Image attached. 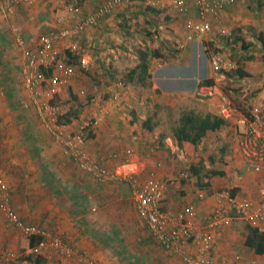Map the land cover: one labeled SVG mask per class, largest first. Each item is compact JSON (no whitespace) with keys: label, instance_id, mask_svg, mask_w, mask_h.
<instances>
[{"label":"crops","instance_id":"0c3cea01","mask_svg":"<svg viewBox=\"0 0 264 264\" xmlns=\"http://www.w3.org/2000/svg\"><path fill=\"white\" fill-rule=\"evenodd\" d=\"M46 1L38 0L37 8L46 6ZM53 1L55 5L63 2V0ZM105 1L79 0L76 6L79 5L83 14H87ZM185 1L186 14L189 13L191 19L197 20L198 10L192 1ZM152 3L154 7L146 4L129 6L125 12H119L122 7L112 15L101 18L80 37L70 40L69 46L73 51L84 53L79 58L83 68L104 74L106 79L101 85L102 96L98 93L94 95L90 93L80 105L84 111L67 112L66 116H59L57 123L65 126L69 132L76 131L75 133L80 132L82 125L88 121L89 124L92 123L91 127L85 129L87 135L84 146L90 158L105 159L100 156L106 153L108 156L111 155V159H106L105 166L117 173L130 169L133 173H139L140 178L147 182L166 184L170 181L171 185L166 184L170 190L167 189V192L164 190L160 201V210L169 218L168 227L179 226L182 223L183 208L192 203L197 208L195 229L201 230L208 227L203 220L204 216L215 207L212 201L214 192L236 190L234 195L238 198H249L258 202L261 191L264 190V170L261 173L247 171L237 152V130L241 129L242 123L252 109L261 108V103L264 109V102L255 106L246 104L247 108L253 107L248 113H244L240 110L243 106L233 99L230 100L227 96V88L223 87L227 81L243 86V90H246L245 86H252L253 83L256 85L257 82L264 85V47L259 41L261 37L264 39V25L262 28L257 25L258 29L255 30L239 23L235 24V28L230 27V31L224 30L221 34L219 29L218 39L221 43L220 46L217 44V47L224 50L228 44L225 50L231 48L233 52L247 56L246 60H237L233 63L236 69H240L245 75L241 78L237 77L234 74L236 69L231 72L225 69L214 72L209 70L208 79L213 82L208 86L213 88L212 94L203 97L197 93L195 87L196 95L191 96L186 82H182L185 87L176 85L172 87L173 82L169 88L161 87L159 83L165 85L170 82L161 81L156 76L159 69H156L155 64H159L160 57L154 56L153 53L145 57V53L133 52L127 45L129 38L145 40L146 34H150L133 27L130 31L125 30L123 23L126 22L120 17L137 14L149 20L152 14L155 17L160 14L164 4L169 2L165 0H156V3L147 2V4ZM1 6H4V3L1 4L0 1V13H4ZM233 8L227 7L220 14L225 25H229L231 20L240 19L238 14L234 16ZM63 16V11L56 14L59 23L63 22ZM164 19L168 23V15ZM28 20L30 22L31 17ZM1 21L0 15V27L5 30L6 24ZM43 23L46 22L43 20ZM33 24L35 25V22ZM166 24V32L173 34ZM244 32L250 33L253 42L246 43L248 46L246 51L240 50L245 42L242 34ZM1 52L4 53L3 50ZM122 55H127L132 60L122 66L118 61ZM72 56L75 55L72 53ZM259 58L260 62L257 61ZM252 62L261 63L263 66ZM7 64L0 63V128L3 130L0 139L2 138L5 144L0 146V175L8 186L7 198L12 209L24 224L39 228L49 238H58V236L63 238L64 242L75 248L76 253L85 254L99 264H130L131 262L145 264L139 260L140 249L127 254L125 246L122 248L124 250H119L116 246L110 248V243L106 242L111 240L108 238V233L114 234L120 240L126 232H131L135 243L142 240L134 232L135 228L130 226L134 218L139 219L144 225L134 209L130 188L124 183L98 185L74 165L64 147L56 141H54L56 144H49L50 140L44 135L40 134L39 140L43 142L46 139L45 144L37 146L38 135L33 133L32 121L29 117L22 116V113L28 112L27 109L32 102L26 97L20 108L16 107L18 101L22 102V99L15 98L17 94L16 86L13 85L15 71ZM143 66L145 70H142ZM177 67L174 66L175 69ZM122 71L124 75L121 74ZM47 74L51 73L47 72ZM171 74L175 75V70ZM73 79V82L67 85L61 84L52 97L50 84L45 82L41 87L42 100L58 104L67 101L70 108L74 106L78 93L75 74ZM22 89V95L25 97L24 87ZM263 93L260 94L262 101H264ZM180 94L182 98H179ZM223 103L231 104L236 113H233L228 120L221 119L224 124L219 130L206 132L196 145L190 142H181L180 145L177 143L174 130L179 128L181 116H192L195 122L206 116L219 118V108ZM41 119L45 120L46 117L43 116ZM13 124L15 127H12ZM17 143L22 146L18 147ZM12 154L13 157L17 155L16 159L12 158ZM125 158L128 159L127 165H123ZM191 170H197L198 175H193ZM210 172H214L215 175L208 177ZM173 186L177 189V193L172 194ZM177 194L181 200L179 203L175 202L178 200ZM200 195H203L201 199ZM165 207L166 211L163 210ZM8 227L14 229L10 225ZM260 227L264 228V223ZM104 233L106 234L103 235ZM55 235L57 236L54 237ZM244 248L246 249L243 251L247 252L248 257H242V262L238 261L240 257H235L233 261L214 258L213 264H264V256L256 255L245 245ZM250 258L254 260L251 261Z\"/></svg>","mask_w":264,"mask_h":264},{"label":"rangeland","instance_id":"374dc122","mask_svg":"<svg viewBox=\"0 0 264 264\" xmlns=\"http://www.w3.org/2000/svg\"><path fill=\"white\" fill-rule=\"evenodd\" d=\"M0 1L1 4H3V1ZM124 1L125 4L123 6V9L119 12H125V10L129 8V6H145V4L147 6H150L149 4H147V2L152 1L156 3V0ZM173 1L174 0H165V2L169 3L164 4L162 12L160 11L161 13L156 17L152 14L149 20H146L144 16L137 14H128L127 16L123 15L120 18L121 20L126 22L123 23L125 24L123 26L125 30L130 31V29L133 27V29L144 31L145 33L150 34H146V36L148 35L147 37L144 35L145 40H137L135 37L129 38L127 40V45L131 50H133V52H136L138 54L145 53V57H147V55H150L151 53H153V55L156 57H160L159 64H155L156 69H159L156 76L161 81L170 82L165 83V85H161V83H159L160 86L163 88H169V86H171V82H173L172 87L175 85L177 87H185L182 82H186L188 84L186 85V87L188 86L187 89H189L191 93L190 95L195 96V87L196 91H198V88L200 87L198 86V84H200L202 80L208 79V71L212 70L214 72L211 64L212 59L219 58L223 62L229 61L231 63H235L237 60L241 61L247 59V56H244L240 53L237 54L233 52L231 48L230 50H225L228 44H226L227 46H225L224 50L217 47V44L218 46H220L221 43V40L219 41L218 39V30L220 29V31H230V27H234L235 24L239 23L243 24L245 27L253 29L255 28V30L258 29L257 25L262 28V26L264 25V0H233L231 6L234 8L232 10L234 16H236L235 14H238V16H240L239 20H231L229 25H225L224 20H222V18L220 17V13L217 16L213 17V32L210 35L204 36L201 39L196 40L195 42L187 43L184 40L183 21L187 18L191 19V17L188 16L189 13L179 14L174 12L171 9V4ZM37 2L38 0H34L30 5H18L14 8L13 14L10 15L6 14L4 11V6H1L2 10L4 11V13H0L2 20L1 22L6 24L4 25L6 29L3 30L0 27V36L2 37L0 38V63H8L7 66L13 68V70L15 71V73L13 74V85L16 86L15 88L17 92L15 98H17L18 100L22 99V102L18 101L19 104H17L16 107L18 106L20 108L21 103L25 102L26 97L29 102H32L31 104H29V107L27 109L28 112L24 113L25 115L22 113V116L24 118L29 117V119L32 121L31 125L33 127V133L35 135H38L36 139L37 146L39 147L41 146V144H45L44 142H46V139H42L43 142L39 140V138H41L40 134L46 136L50 140L51 143L49 144H56L54 142L55 140L52 134L49 132L48 127H50V122H48L46 119H41V117H43L44 115L40 113L42 115L41 116L39 114L37 106L35 105L37 104L38 107H40L47 101L42 100V89L39 88V95L35 97L36 103H33L32 94L28 87L25 86L26 78L22 73V69L23 66H25L24 62L26 63L27 53L39 48L40 39L46 32H48L49 30H58L59 28L64 27L68 24L65 20H62L63 22L59 23L57 21L56 14L61 11L64 12L66 8L76 6L79 0H63V2L57 3L56 5L55 1L47 0L46 6H42V8H37ZM166 15H168L169 18L168 23L165 22L164 19ZM30 17L31 21L29 22L28 18ZM43 20L46 23H43ZM34 22L35 25L33 24ZM155 24H157V26ZM165 24L167 25V28L169 27L173 34L166 32ZM221 24H223V26H221ZM158 26H161V28H159ZM13 29L15 31H13ZM15 32L19 33L22 36L23 45L20 46L15 42ZM242 34L244 35L245 44L250 42L253 43L249 32H244ZM70 40L71 39H68L65 43L59 45L56 48L55 53H50L39 57L37 60V64L40 66L41 71H47L48 69L54 70L57 68V66L65 64L70 65L73 68L75 74V86L78 92L75 97L77 98L75 99V105L70 108L67 101H63L60 104L64 106L66 112L75 110V113H81L82 111H84V109L80 105L90 93H93L91 95L98 93L99 96H102L103 89L101 88V85L106 77L104 74H98L92 69L88 68L89 70H87L86 68H83V64L81 62V59L79 58L82 57L84 53L82 51L78 52L77 50L73 51V49L69 46ZM253 41L256 42L255 40ZM2 50L4 51V53L1 52ZM67 53L71 54V59L67 57ZM72 53L75 56H72ZM157 54L159 56H157ZM129 58L131 57L122 55V57L118 61H120V64L123 66L126 62L129 63L130 60H132ZM257 61L260 62L261 59L259 58ZM174 66L178 67L175 69ZM174 70L176 76L171 74ZM121 74L124 75V71H122ZM117 77H119V73H117ZM114 79L116 81L118 80L116 78ZM70 82L73 81L70 80L63 83L62 85H67ZM23 87L25 89V97L24 95H22ZM223 87L227 88V96L230 100L233 99V101L235 100V102L240 104V106H243L242 108H240V110L244 113H248L249 109L251 110V108L255 106V104L258 105V103L264 102L260 100L262 99L260 97V94L264 92V85L260 84L259 82H257L256 85L253 83L252 86H245L246 90H243V86H238L235 84V82L233 83L232 81H227V84H224ZM262 95L264 97V93ZM179 98H182V94L179 95ZM246 104H250L253 106L247 108ZM261 108H263L262 103ZM249 114L250 113H248V116ZM34 121L36 123H34ZM87 124V127H91L89 121ZM12 127H15V124H13ZM235 128L237 127L235 126ZM2 132L3 130L0 128L1 135ZM84 133L85 135H87L86 131ZM0 146H5L2 138L0 139ZM8 146L7 148L10 147ZM17 146L19 147L22 145L17 143ZM15 156L17 157V155ZM110 156L105 153L100 157H105L104 160L106 161V159H111ZM16 157H13L12 154V158L16 159ZM2 174L6 176V174H4L3 172ZM244 178L246 177L244 176ZM166 184H170V181H167ZM174 187L175 186L171 187L172 194L177 193V189H174ZM167 189L169 191L170 187L166 186L165 192H167ZM262 193L263 190L261 191L260 195H262ZM177 197L178 200H175V202L179 203V201H181L180 196H178L177 194ZM212 201L215 207H217L219 203L216 200ZM163 210L166 211V207L163 208ZM131 221L132 223H130V226L132 228H135L134 232H136L138 237L142 238L141 242L137 241V243H135L133 241L134 238L131 236V232H126L120 237V240H118V238H116L114 234L108 233V238H111V240L109 239V242H106L110 243V248L116 246L119 250H121L123 246H125L127 254L133 253V251H137L140 249L141 256L139 260L141 262H144L145 264H184L179 257L164 252L152 240L146 228L139 219L134 218ZM248 228L249 226H247L240 220H235L228 226H214L212 228L210 227L209 229L212 230V233L214 235V244L212 245L213 248L210 252V258H215L216 260L217 258H226L227 260L233 261L235 257H240L238 261L242 262V257H248L247 252L243 251V249H246L244 248L243 243L248 233ZM105 234L106 233H104L103 235ZM56 236L57 235H55L54 237ZM25 237V235H22L16 230L8 227L3 216L0 214V264H33L35 262V258H33V261L30 263L25 261V258L27 256V249L23 245V239ZM58 238L60 240L63 239L59 236ZM113 239L117 240L115 241ZM68 245L74 252H76L74 247L70 246V244ZM189 251H192V248H190ZM123 252L124 251H122V253ZM38 256L42 258L43 264H75L72 261H67L58 250L50 247L41 250ZM135 257L133 259H135ZM250 260L253 261L254 259L250 258ZM130 264H132V262Z\"/></svg>","mask_w":264,"mask_h":264},{"label":"built area","instance_id":"2783aa9c","mask_svg":"<svg viewBox=\"0 0 264 264\" xmlns=\"http://www.w3.org/2000/svg\"><path fill=\"white\" fill-rule=\"evenodd\" d=\"M6 14H13L14 8L18 5H30L33 0H2ZM198 10L197 20L185 19L184 40L195 42L213 32V17L220 14L227 7H230L233 0H191ZM125 4L124 0H106L94 11L83 14L80 6L69 7L64 11L63 19L68 23L58 30H49L40 39L39 48L29 51L26 57V64L22 73L26 78V86L32 94L33 103L39 95L38 89L46 82L50 84L51 97L56 93L58 87L74 77V70L70 65H59L56 69L41 71L37 64L39 57L55 53L56 48L65 43L68 39H75L81 36L88 28L93 27L97 22L106 16L112 15L121 9ZM154 7L155 5L149 4ZM171 9L179 14H185L187 3L185 0H174ZM13 31H15L13 29ZM16 33V32H15ZM221 34L222 31L219 30ZM15 42L23 45L22 36L15 34ZM182 47V45H181ZM214 71L225 69L234 71L236 66L231 62H223L219 58L212 59ZM47 72L51 74H47ZM213 88L202 85L197 93L203 97L210 96ZM43 96V94H42ZM49 97V96H48ZM37 109L50 122L49 132L59 145L64 147L73 163L85 174L89 175L98 185L107 183H124L130 188V197L134 209L143 221L152 240L167 254L179 257L184 264H213L210 252L214 242V235L210 227L228 226L235 220L244 222L251 228H258L264 223V190L258 202L249 198H238L230 190L214 192L213 198L219 204L206 214L203 220L207 228L195 229L194 221L197 218L195 204H187L182 210V223L179 226L168 227L169 218L160 210L166 184L160 182H147L142 180L139 173H133L130 169L117 173L105 166V160H93L85 150L87 123L82 125L78 133L69 132L63 125L57 123L59 116L66 114L63 105L47 101ZM66 112V113H65ZM235 112V108L228 103L221 104L219 118L228 120ZM40 114V115H41ZM42 116V115H41ZM92 125V123H91ZM242 128L237 130L238 147L246 170L253 173H261L264 170V109L256 107L251 110L242 123ZM128 164V159L125 158ZM8 186L0 175V213L4 216L8 225L20 231L25 236L42 235L44 240L32 249V253L39 255L40 251L50 247L58 250L67 261L75 264H99L91 257L74 252L67 243L59 238L47 237L39 228L24 224L16 212L12 209L8 198ZM203 195H200L201 199ZM192 248V251L189 249Z\"/></svg>","mask_w":264,"mask_h":264},{"label":"trees","instance_id":"16d2710c","mask_svg":"<svg viewBox=\"0 0 264 264\" xmlns=\"http://www.w3.org/2000/svg\"><path fill=\"white\" fill-rule=\"evenodd\" d=\"M147 10L150 11L151 9H147ZM153 12H155V11H153ZM155 13H157V12H155ZM239 40H241V39H239ZM239 40H238V42H239ZM259 41H260L261 45L264 47L263 37H261ZM244 43L245 42H243V44L240 47V49L242 51H246L248 49L247 44H244ZM157 56H159V55L157 54ZM67 57L69 59H71V54L67 53ZM142 70H145L144 66L142 67ZM234 74L239 78L244 77V75H245L244 72L241 71L240 69H236L234 71ZM212 82L213 81L211 79H205V80H202L200 82L199 86H201V85H212ZM66 115L67 114H64L62 116L64 117ZM223 124H224V122L217 117L206 116L202 120L195 122L192 119V116H188V115L181 116L179 128L174 130V138L179 145L181 142H190L193 145H196L197 142L205 136L206 132H208V131L215 132V131L219 130ZM191 173L193 175H198L197 170H191ZM213 175H215V173L210 172L208 177H211ZM235 193H236V190H233L232 194L234 195ZM43 240H44V236H42V235L26 236L23 239V245L27 249V256L25 258L26 262H32L33 258H35L34 264H42V258L40 256L33 254L32 249L34 247H36ZM244 245L247 248L252 249L256 255L264 256V228H262V227H258V228L249 227L248 233H247L245 240H244Z\"/></svg>","mask_w":264,"mask_h":264}]
</instances>
